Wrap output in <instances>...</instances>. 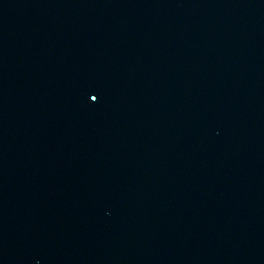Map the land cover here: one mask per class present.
<instances>
[{"label":"water","instance_id":"obj_1","mask_svg":"<svg viewBox=\"0 0 264 264\" xmlns=\"http://www.w3.org/2000/svg\"><path fill=\"white\" fill-rule=\"evenodd\" d=\"M0 264H264V0H0Z\"/></svg>","mask_w":264,"mask_h":264},{"label":"snow or ice","instance_id":"obj_2","mask_svg":"<svg viewBox=\"0 0 264 264\" xmlns=\"http://www.w3.org/2000/svg\"><path fill=\"white\" fill-rule=\"evenodd\" d=\"M92 99L93 100H97L98 99V96L94 95V96H92Z\"/></svg>","mask_w":264,"mask_h":264}]
</instances>
